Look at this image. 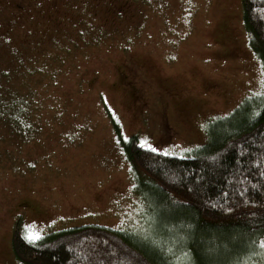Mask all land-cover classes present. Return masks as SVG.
<instances>
[{"label":"rangeland","instance_id":"374dc122","mask_svg":"<svg viewBox=\"0 0 264 264\" xmlns=\"http://www.w3.org/2000/svg\"><path fill=\"white\" fill-rule=\"evenodd\" d=\"M102 26L91 43L77 32ZM11 45L36 63L44 49L59 58L20 87L33 89L32 134L0 126V264H21L10 245L18 219L30 241L80 224L127 230L155 264H264V236L248 252L195 258L190 226L167 223L113 128L182 156L209 120L260 91L240 0H0V65Z\"/></svg>","mask_w":264,"mask_h":264},{"label":"trees","instance_id":"16d2710c","mask_svg":"<svg viewBox=\"0 0 264 264\" xmlns=\"http://www.w3.org/2000/svg\"><path fill=\"white\" fill-rule=\"evenodd\" d=\"M240 4L247 43L263 72L260 91L209 120L205 140L182 156L143 147L135 134L123 138L113 122L133 174L154 189L161 212H169L167 223L190 226L185 228L192 235L190 250L202 260L207 250L209 257H218L220 250L248 252L260 247L264 236V0H240ZM97 29L96 37L77 32L91 43L105 32L103 26ZM9 48L8 62L0 65V126L15 137H26L35 129L36 101L32 88L20 87L28 84L30 73L51 67L59 51L56 47L42 50L44 56L36 63L35 55L23 48ZM19 222L12 226L10 245L21 264H155L152 254L127 230L80 224L30 241Z\"/></svg>","mask_w":264,"mask_h":264}]
</instances>
